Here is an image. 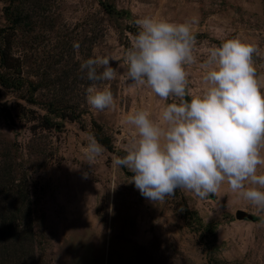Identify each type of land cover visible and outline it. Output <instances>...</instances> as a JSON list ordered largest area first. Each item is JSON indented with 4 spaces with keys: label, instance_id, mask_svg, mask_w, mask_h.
<instances>
[{
    "label": "rangeland",
    "instance_id": "374dc122",
    "mask_svg": "<svg viewBox=\"0 0 264 264\" xmlns=\"http://www.w3.org/2000/svg\"><path fill=\"white\" fill-rule=\"evenodd\" d=\"M29 3L37 10L24 7L31 26L15 32L13 49L25 86L11 90L0 85V165L11 161L17 183L27 177L34 234L33 249L11 264H264V212L226 182L204 199L177 189L163 202H151L129 183L133 173L113 167V158L124 156L138 139L127 115L144 110L158 122L166 104L178 98L165 101L147 86H132L118 69L116 79L101 84L112 91L116 107L90 111L85 90L92 82L79 71L94 53L122 55L138 32L139 18L194 19L196 63L186 66L191 92L186 97L203 94L202 65L210 50L234 38L260 49L253 61L264 92V0ZM106 4L117 13H107ZM9 5L10 0H0V29L8 26ZM74 41L80 43L79 59ZM31 83L44 84L34 92L35 104L29 102ZM51 103L59 105L57 113L48 111ZM90 137L104 148L94 166L83 152ZM257 171L264 174V166ZM239 210L254 220H237ZM11 260L0 257V264Z\"/></svg>",
    "mask_w": 264,
    "mask_h": 264
},
{
    "label": "clouds",
    "instance_id": "9594fccd",
    "mask_svg": "<svg viewBox=\"0 0 264 264\" xmlns=\"http://www.w3.org/2000/svg\"><path fill=\"white\" fill-rule=\"evenodd\" d=\"M192 23L137 19L138 32L122 55L94 53L80 63L79 71L92 82L86 103L90 111L116 107L112 91L101 84L116 79L118 69L132 86H147L165 101L178 98L166 104L158 122L144 110L127 115L138 139L124 156L113 158V167L133 173L129 183L151 202H163L177 189L204 199L226 182L264 212V174L257 171L264 166V92L253 61L260 49L235 38L212 48L202 65L207 87L188 101L186 66L196 63ZM73 49L79 59L80 43L74 41ZM103 151L90 137L83 149L86 162L94 166Z\"/></svg>",
    "mask_w": 264,
    "mask_h": 264
},
{
    "label": "trees",
    "instance_id": "16d2710c",
    "mask_svg": "<svg viewBox=\"0 0 264 264\" xmlns=\"http://www.w3.org/2000/svg\"><path fill=\"white\" fill-rule=\"evenodd\" d=\"M29 0H10V5L5 9L6 21L8 26L0 29V85L6 89L21 90L25 86L23 78L16 66L17 59L14 57L13 49L16 41L15 32L21 26H31V19L25 14L24 8ZM109 14H115V9L111 5H103ZM37 10L35 7H31ZM59 82H54V85ZM44 84L31 83L28 92L31 94L29 102L35 104L34 92L38 91ZM187 99L188 98L186 97ZM59 105L51 103L48 106L50 113H57ZM66 111L65 109L63 110ZM76 114V112H74ZM78 115V114H76ZM79 115L76 116L77 119ZM48 119V117L46 118ZM48 125L52 122L47 120ZM102 143L108 147V143L102 140ZM9 155V154H8ZM6 158L8 156H5ZM13 164L7 161L0 165V257H4L12 263L16 256H26L29 248L34 245V234L31 225L30 196L28 192L27 177L19 180L13 178ZM187 219V213L185 215ZM30 223V226H26ZM27 242L28 244H24Z\"/></svg>",
    "mask_w": 264,
    "mask_h": 264
},
{
    "label": "water",
    "instance_id": "95a60500",
    "mask_svg": "<svg viewBox=\"0 0 264 264\" xmlns=\"http://www.w3.org/2000/svg\"><path fill=\"white\" fill-rule=\"evenodd\" d=\"M236 218H237V220H241V221H244V220L252 221V220H254L253 215H251V214H249L243 210L237 211Z\"/></svg>",
    "mask_w": 264,
    "mask_h": 264
}]
</instances>
